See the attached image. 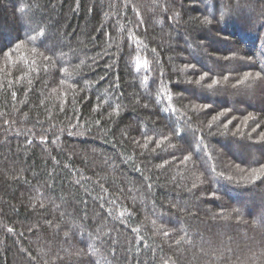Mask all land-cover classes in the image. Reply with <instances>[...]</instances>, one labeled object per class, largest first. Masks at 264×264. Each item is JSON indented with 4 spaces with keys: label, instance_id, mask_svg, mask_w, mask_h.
<instances>
[{
    "label": "trees",
    "instance_id": "trees-1",
    "mask_svg": "<svg viewBox=\"0 0 264 264\" xmlns=\"http://www.w3.org/2000/svg\"><path fill=\"white\" fill-rule=\"evenodd\" d=\"M262 69L264 0H0V264H264Z\"/></svg>",
    "mask_w": 264,
    "mask_h": 264
},
{
    "label": "snow or ice",
    "instance_id": "snow-or-ice-1",
    "mask_svg": "<svg viewBox=\"0 0 264 264\" xmlns=\"http://www.w3.org/2000/svg\"><path fill=\"white\" fill-rule=\"evenodd\" d=\"M213 18H215V17H213ZM219 22V21H218ZM37 39H38V37L37 36H35V35H29L28 36V40L30 41V42H32V43H35L36 41H37ZM20 47V45L19 44H16L15 45V48L13 49V50H17L18 48ZM194 67V66H193ZM262 71H264V69H262ZM249 75H251V73H249ZM257 77H260V73L258 72L257 74ZM225 79H227V77H225ZM182 135V134H181ZM165 235H167V233H165Z\"/></svg>",
    "mask_w": 264,
    "mask_h": 264
}]
</instances>
